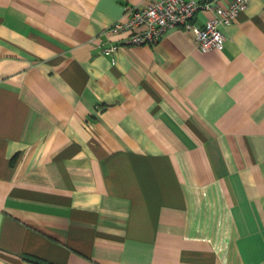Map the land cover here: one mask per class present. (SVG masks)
Instances as JSON below:
<instances>
[{"label": "crops", "instance_id": "obj_1", "mask_svg": "<svg viewBox=\"0 0 264 264\" xmlns=\"http://www.w3.org/2000/svg\"><path fill=\"white\" fill-rule=\"evenodd\" d=\"M150 1L0 0V264H264V0L106 32Z\"/></svg>", "mask_w": 264, "mask_h": 264}, {"label": "built area", "instance_id": "obj_2", "mask_svg": "<svg viewBox=\"0 0 264 264\" xmlns=\"http://www.w3.org/2000/svg\"><path fill=\"white\" fill-rule=\"evenodd\" d=\"M247 3L248 0H231L226 7H221L216 0H153L143 7L128 8L126 16L116 19L106 32L126 33L125 40L129 44H152L159 41L168 29L184 26L194 32L201 49L208 51L222 45L224 27L237 18ZM199 10H219V13L199 26L193 22ZM124 43H113L105 50L114 52Z\"/></svg>", "mask_w": 264, "mask_h": 264}]
</instances>
